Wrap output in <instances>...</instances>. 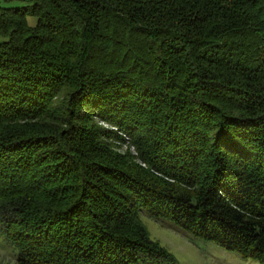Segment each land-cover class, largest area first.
Returning <instances> with one entry per match:
<instances>
[{
  "label": "trees",
  "instance_id": "16d2710c",
  "mask_svg": "<svg viewBox=\"0 0 264 264\" xmlns=\"http://www.w3.org/2000/svg\"><path fill=\"white\" fill-rule=\"evenodd\" d=\"M22 1L0 7L17 263L174 264L144 210L264 264V0Z\"/></svg>",
  "mask_w": 264,
  "mask_h": 264
},
{
  "label": "rangeland",
  "instance_id": "374dc122",
  "mask_svg": "<svg viewBox=\"0 0 264 264\" xmlns=\"http://www.w3.org/2000/svg\"><path fill=\"white\" fill-rule=\"evenodd\" d=\"M26 2L22 0H0V7L20 6ZM30 24L35 18L28 17ZM3 37L0 36V42ZM94 126L108 127L100 118L91 119ZM113 128V126H110ZM118 137L108 140L121 153H126L132 159L144 165L139 159V151L135 138L119 130H115ZM139 218L149 237L165 247L175 258L174 264H262L253 259L242 258L239 254L225 250L212 241L196 237L176 226L171 220L154 218L146 211L139 212ZM17 253L13 246L8 244L0 234V264H18ZM150 264V263H140Z\"/></svg>",
  "mask_w": 264,
  "mask_h": 264
}]
</instances>
